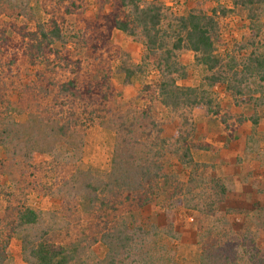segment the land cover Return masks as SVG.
Here are the masks:
<instances>
[{"label":"trees","instance_id":"trees-1","mask_svg":"<svg viewBox=\"0 0 264 264\" xmlns=\"http://www.w3.org/2000/svg\"><path fill=\"white\" fill-rule=\"evenodd\" d=\"M76 1L70 0L69 6L76 4L78 7ZM230 1L232 8L217 4L210 11L191 9L181 15L172 13L158 0H95L97 7L93 18L83 11L90 35L86 45L91 53L108 48L113 30H121L144 46L141 63L133 68H122L125 77L151 69L155 72L152 79L142 83L138 92L147 102L135 119V124L140 121L141 128L134 124L128 127L127 122L120 119L114 128L116 142L109 170L96 173L78 168L80 176L73 180L74 185L77 183L74 199L91 214L94 220L91 229L99 228L98 237L95 231L90 234L92 241L100 239L111 247L108 257L101 260L103 264L154 263L153 252L145 246L149 232L141 227L129 232L123 216L151 202L157 193L164 197L167 214L179 206L197 211L198 239L202 248L199 264H264V256L250 238L252 233L232 232L227 215L237 209L225 205L228 192L225 180L216 174L213 163L196 161L193 157L194 150L209 147L204 140L196 141L191 136L194 124L188 114L199 107L222 124L225 143L242 137L248 127L246 147L257 149L254 136L259 115L256 109L248 116L223 109L214 88L224 84L236 105H260V99L251 96L248 80L255 77L264 81V0ZM29 7V0H0V14L6 8L10 10L6 12L10 19L0 20V118L5 116V120H0V144L8 151L19 147L23 158L27 159L24 160L25 171L12 175L17 181L15 185L24 181L26 189L27 186H49L58 176L64 179L65 166L60 161L35 163L29 160L36 143L30 144L32 137L25 142L22 138L29 136L30 131H26L33 124L29 119L25 123L12 119L11 113L17 109V104L10 99L8 90H21L18 103L24 102L22 96L28 93L26 87L31 82L43 86L47 95L48 92L52 94L56 103L52 108L59 107L60 111L52 114L55 119L51 120L53 130L49 136L64 130V121L77 117L79 108L88 111L86 116L82 115L84 124L86 119L95 120L93 113L98 107H91L95 102L103 105L101 111L104 108L110 113L113 105L110 103L117 97L102 69L93 67L85 75L81 60L71 56L64 45H55L63 40L57 18L49 16L45 21L39 20L33 28H29L27 22H17ZM235 8L241 10L247 21L245 37L236 42L235 51L246 50L247 55L241 60L230 55L224 61L217 48L223 41L222 19ZM184 50L193 53L194 63L201 70L198 86L178 83L187 77L186 66L179 56ZM20 61L37 67L25 85L23 78L9 80L19 73ZM159 107L169 110L173 118L161 119ZM166 125L175 126L173 135L163 136ZM138 136L142 140H137ZM171 161L174 167L168 171L166 164H172ZM5 166V159H0V172ZM16 187L19 190V186ZM18 193H5L7 203L0 216V264H5L9 256L13 235L21 241L26 264H69L77 242L68 245L56 242L50 228L41 226L38 212L19 200ZM116 217L119 219L115 221ZM209 217L213 218L210 227L205 225ZM167 232L170 233V229ZM240 238H243L241 244Z\"/></svg>","mask_w":264,"mask_h":264},{"label":"rangeland","instance_id":"rangeland-1","mask_svg":"<svg viewBox=\"0 0 264 264\" xmlns=\"http://www.w3.org/2000/svg\"><path fill=\"white\" fill-rule=\"evenodd\" d=\"M158 1L164 3L169 11L178 15L185 14L191 9L210 11L217 4L229 8L233 6L230 0ZM69 3L70 0H29L30 7L23 11L24 14L20 15L17 22L19 24L27 22L25 24L29 28H33L39 20L45 21L49 16L57 18L62 28L63 40L56 42L55 45L57 47L64 45L71 56L81 60L85 75L89 74V70L93 67L94 69H102L108 75L117 97L110 103L113 104L110 113L104 111V108L101 111L103 105H97L95 102L91 105L94 108L98 107L96 112L93 111L95 113L92 112L93 115L95 114V120L88 121L86 119L84 121L86 124H84L82 118L87 115L88 111L79 108L77 117L71 121H69L70 119L64 121V130L56 131L57 133L53 132V135L49 136L53 130L51 120L55 119L52 114L54 111H60V108L57 107L55 110L52 108L56 104L53 101L54 97L50 92L48 95L44 93L46 89H43V86L37 82L29 83L28 78L33 77L37 67L20 61L19 73L9 77V80L23 78V85L29 83L26 87L28 93L22 96L24 102L18 103L17 101L21 98V90L17 88L8 90L10 99L17 104V109L12 111L11 117L20 123H25L29 119L30 123L33 124V127L26 131H30L29 136L22 138V142H25L26 139L32 137L33 141L30 144L36 143L34 148L32 147L33 151L29 160L35 163L60 161L65 166L66 175L62 180L58 176L46 187L41 185L40 187L27 186L26 189L25 182L21 180L19 185H15L17 181L12 175L23 173L22 170L25 171L26 162L24 160L27 159L23 158L19 147H15L14 151H8L0 144V159L6 161L4 170L0 172L2 189L0 191V216L3 206L7 203L5 193L8 191L19 192V200L25 201L28 206L38 212L41 226L50 228L56 242L65 245L77 242V246H74L76 249L74 258L69 264H99L111 253L109 252L111 247L100 239L92 241L90 234L95 231L98 237L99 228L98 230L91 229L94 223L91 214L88 209H82L77 200L74 199L73 190H75L77 183L74 185L73 180L80 176V173L77 172L78 168H87L96 173L109 170L110 159L116 142L114 128H117L116 123L120 122V119L127 122L128 127L134 124L135 127L141 128L140 121L135 124V119L139 114V109L145 106L147 102L138 96V92L142 83L152 79L155 72L151 69L147 72H136L130 78L125 77L122 68H133L134 65L141 63L144 46L139 40L126 35L121 30H113L108 48L100 53H91L88 45H86L90 35L88 28H86V15L83 11L90 13L93 18L97 7L95 0H77L78 7L76 4L69 6ZM6 12L9 13L10 10L4 9L3 13L0 14V20L7 21L10 19ZM242 15L241 10L235 8L222 19L221 37L223 41L217 48L224 61L230 55H236L237 60H241L247 55L246 50L235 51L236 42L242 41L246 33L245 24L247 21ZM179 56L181 62L186 66L187 77L184 80H178V83L198 86L202 73L194 63L193 53L184 50L180 52ZM248 86L251 96L260 99L259 106L236 105L233 96L226 90L224 84L217 85L214 92L222 108L232 113H242L248 116L256 109L259 115V126L256 128L257 138L260 140L257 143L258 150L255 149L247 157L236 155L244 146L243 140L245 142L249 132V128L246 127L240 140L241 143L236 142L233 145L232 151H228L230 152L228 157L223 155L220 159L219 157L215 158L212 153L213 149L208 153L194 150L193 157L196 161H212L216 164V174L225 180L228 187L225 205L237 209L227 215L233 229L232 232L237 234L251 232L252 237L250 238L255 243L254 247L261 256H264V81L251 77L248 80ZM30 88L31 90H29ZM250 93L246 92V94ZM157 111L160 113L158 116L161 119L165 118L169 121L174 116L169 110L162 107H159ZM188 116L194 124V130L191 133L194 140L209 139L212 141L213 148L221 145L222 149L225 148L223 143L225 132L222 124L215 117L206 113L202 107L191 111ZM2 119L5 120L4 115L0 118V120ZM0 128H2L1 125ZM174 131V125H166L163 136H171ZM140 133L141 130H138V134ZM32 138L29 139V142ZM137 140H142V138L138 136ZM11 148V150L14 149L13 146ZM233 155L239 160L236 157L234 159ZM171 163L166 164L168 171H172L174 167V161ZM56 171L55 168V174ZM260 173L263 176L259 181L255 176ZM24 176H26L25 172ZM16 186H19V190H23L22 193ZM257 187L263 188L261 189L262 192L257 191V195H253L252 191ZM164 202L163 195L157 193L153 196L152 201L142 208L124 213L126 229L131 232L137 227H141L149 232L146 235L148 240H145V246H148L153 252V264H199L202 248L198 239L197 211L179 206L167 214ZM252 202L257 203L252 205ZM75 206H77L78 211H76ZM118 219L116 217L115 221ZM212 219V217L207 218L206 224H204L210 227L213 224ZM168 229H170V233L167 232ZM239 241L241 244L243 238H240ZM8 253L9 256L5 264H26L22 257L21 241L17 235L11 237Z\"/></svg>","mask_w":264,"mask_h":264},{"label":"crops","instance_id":"crops-1","mask_svg":"<svg viewBox=\"0 0 264 264\" xmlns=\"http://www.w3.org/2000/svg\"><path fill=\"white\" fill-rule=\"evenodd\" d=\"M258 126H259V123H258ZM258 126H257V128H258ZM255 139H256V142L258 143V141H260L257 137H258V135H257V132H256V134H255ZM259 137H260V134H259ZM224 139H225V137H224ZM242 139V137H240V138H238L237 140H234V141H231V142H229V143H225V141H223V143H224V145H225V148L224 149H222L221 148V146L220 147H216V148H213V144H212V141L211 140H209V139H205L204 141L206 142V143H208L209 144V147H208V149L207 150H196V151H198V152H203V153H208L210 150H214L212 153H213V155H214V157L215 158H217V157H219V159L224 155V156H226V157H228L229 155V153L230 152H228L229 150L230 151H232V148H233V145L236 143V142H240V140ZM246 140H247V137H246V139H245V142H244V140H243V144H244V146H242V148H241V150H240V152H237L238 154H236V155H239L240 157H244V156H248V155H250V153H252V152H254L255 150H248L247 149V147H246V144H247V142H246ZM241 143V142H240ZM257 143H256V146H257ZM227 147V148H226ZM255 148H257V147H255ZM257 150H258V148H257ZM261 150V149H260ZM194 152V151H193ZM201 155H204V154H201ZM236 156H234L233 155V158L234 159H236L235 158ZM237 160H239V158H237ZM202 162H206V161H202ZM208 163H213L214 165H215V169H216V164L214 163V162H212V161H207ZM262 174L260 173V174H256V179H259V181H260V179L262 178ZM254 177V178H255ZM261 189H263V188H259V187H257V188H255L252 192H253V195H257V193L258 192H262V190ZM258 191V192H257ZM257 192V193H256ZM257 202H252V205H254V204H256Z\"/></svg>","mask_w":264,"mask_h":264}]
</instances>
